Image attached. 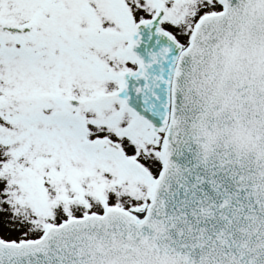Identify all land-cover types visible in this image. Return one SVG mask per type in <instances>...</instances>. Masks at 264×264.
Segmentation results:
<instances>
[{
	"label": "snow or ice",
	"instance_id": "snow-or-ice-1",
	"mask_svg": "<svg viewBox=\"0 0 264 264\" xmlns=\"http://www.w3.org/2000/svg\"><path fill=\"white\" fill-rule=\"evenodd\" d=\"M0 264H264V0H0Z\"/></svg>",
	"mask_w": 264,
	"mask_h": 264
}]
</instances>
